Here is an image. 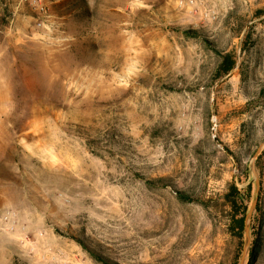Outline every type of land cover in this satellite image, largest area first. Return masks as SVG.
<instances>
[{"label": "rangeland", "instance_id": "374dc122", "mask_svg": "<svg viewBox=\"0 0 264 264\" xmlns=\"http://www.w3.org/2000/svg\"><path fill=\"white\" fill-rule=\"evenodd\" d=\"M49 1L51 31L0 0V264H248L225 194L264 199V0Z\"/></svg>", "mask_w": 264, "mask_h": 264}, {"label": "trees", "instance_id": "16d2710c", "mask_svg": "<svg viewBox=\"0 0 264 264\" xmlns=\"http://www.w3.org/2000/svg\"><path fill=\"white\" fill-rule=\"evenodd\" d=\"M189 32V31H188ZM193 35L199 34L198 32L191 31ZM235 66V60L231 57L230 54H226L222 56V60L219 62L218 65V74L217 77H221L222 75L227 74L230 72L233 67ZM236 161L238 158L236 157ZM165 181V180H161ZM262 194V191H261ZM186 193L179 192V197L182 200H189L190 198L187 197ZM187 197V198H186ZM225 198L227 199L230 207L231 213L229 218L228 228L230 229L233 241H234V252L233 258H237L239 254H242L245 250V223H246V216L248 211V198L247 196L242 193L239 188L232 184L229 186L228 192L225 194ZM264 199L263 202L261 200L260 194L258 196V202L254 210L253 223L250 227V245L247 250V258L248 264H259V257L263 250L264 245V226L262 225V221L264 219ZM94 258L101 262L102 264H120L116 261L111 260L110 258L103 256L100 253L91 250Z\"/></svg>", "mask_w": 264, "mask_h": 264}, {"label": "built area", "instance_id": "2783aa9c", "mask_svg": "<svg viewBox=\"0 0 264 264\" xmlns=\"http://www.w3.org/2000/svg\"><path fill=\"white\" fill-rule=\"evenodd\" d=\"M34 15L35 26L51 31L54 28L49 0H20Z\"/></svg>", "mask_w": 264, "mask_h": 264}, {"label": "water", "instance_id": "95a60500", "mask_svg": "<svg viewBox=\"0 0 264 264\" xmlns=\"http://www.w3.org/2000/svg\"><path fill=\"white\" fill-rule=\"evenodd\" d=\"M253 172L255 174V183H256V193L258 194L259 193V190H260V179L255 171V168L253 167ZM257 201H258V197L255 198V200L253 201L252 205H251V208L246 216V223H245V250L248 248L249 246V243H250V227H249V220L251 218V215H252V212L253 210L255 209L256 207V204H257Z\"/></svg>", "mask_w": 264, "mask_h": 264}]
</instances>
